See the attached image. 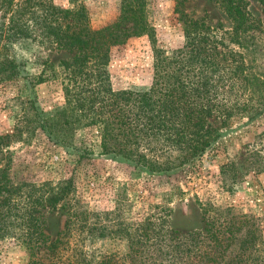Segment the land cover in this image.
<instances>
[{
    "label": "trees",
    "instance_id": "1",
    "mask_svg": "<svg viewBox=\"0 0 264 264\" xmlns=\"http://www.w3.org/2000/svg\"><path fill=\"white\" fill-rule=\"evenodd\" d=\"M172 1L175 13H181L183 46L170 51L154 46L151 85L115 91L107 72L113 49L132 37L152 36L148 0H120L119 16L98 29L89 25L78 0H69L71 8L56 6L52 0H0V83L24 79L21 65L8 56L13 40L26 39L69 55L60 64L65 107L43 117L30 102V108L23 110L27 128H39L54 144L80 150L74 131L96 125L101 153L121 158L134 170L159 174L192 166L206 152L216 156L223 141L221 132L235 120L251 122L264 112V69L257 71L242 57L243 44L255 46L257 36L264 34L261 22L250 18L243 0H215L232 22L230 31L187 18L182 8L189 0ZM258 2L264 14V0ZM229 37L241 53L224 45ZM41 64L36 83L50 77L47 61ZM26 111L30 119L24 116ZM244 152L242 161L227 162L220 173L233 176L236 182L237 167L249 160L254 174L263 173L264 131ZM12 182L8 168H0V264L6 240L23 248L24 264H264L258 219L233 214L230 208L213 209L212 216L208 211L202 233L182 237L155 233L149 224L145 235L129 238V251L122 261L113 255L97 257L69 244L77 215H70L55 240L50 241L44 232V211L56 209L68 196L70 181Z\"/></svg>",
    "mask_w": 264,
    "mask_h": 264
},
{
    "label": "rangeland",
    "instance_id": "2",
    "mask_svg": "<svg viewBox=\"0 0 264 264\" xmlns=\"http://www.w3.org/2000/svg\"><path fill=\"white\" fill-rule=\"evenodd\" d=\"M243 1L250 18L261 22L259 27L264 33V14L258 0ZM52 2L62 8L72 7L69 0ZM78 3L85 8L89 25L94 29L110 24L120 14V0H78ZM174 7L172 0H148L146 10L152 36L132 37L113 49L107 66L113 90L147 89L152 82L153 47L170 51L183 46L181 13H175ZM182 14L221 30L230 31L232 27L215 0H189L183 5ZM224 45L241 53L231 37L224 40ZM254 45L243 44L246 50L242 57L262 71L264 34L257 36ZM8 50V56L24 70V79L0 83V137L16 135L0 140V168H8L14 184L60 181L72 184L71 192L56 209L44 211V232L50 241L64 231L70 215H77L78 225L72 228L70 246L97 257L113 255L122 261L129 251V238L134 234L145 235L144 228L148 232L149 224L155 233L170 232L179 237L202 233L208 211L212 216L213 209L227 208L233 214L257 218L264 239V172L254 174L249 160L237 167L236 182L232 181L233 176L220 173L227 162L233 160L238 164L244 159L245 147L254 145V137L264 131V112L251 122L235 120L229 130L221 132L223 141L216 156L206 152L192 166L168 174L134 170L121 158L101 153L96 125L74 131L80 150L54 144L39 128H27L23 110L30 108V102L43 117L65 107L60 64L69 55L47 50L26 39L13 40ZM45 60L46 74L50 77L36 83L34 78L40 74ZM27 114L30 119L27 111L24 116ZM85 147L88 154L84 153ZM2 248V264H24L23 248L10 240L4 241Z\"/></svg>",
    "mask_w": 264,
    "mask_h": 264
}]
</instances>
